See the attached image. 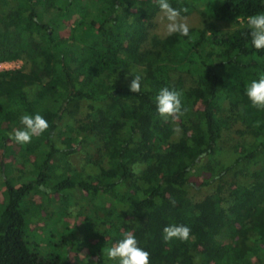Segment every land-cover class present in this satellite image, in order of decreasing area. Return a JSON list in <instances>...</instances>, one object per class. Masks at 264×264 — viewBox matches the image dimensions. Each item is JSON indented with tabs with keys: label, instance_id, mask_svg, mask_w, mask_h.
Here are the masks:
<instances>
[{
	"label": "trees",
	"instance_id": "trees-1",
	"mask_svg": "<svg viewBox=\"0 0 264 264\" xmlns=\"http://www.w3.org/2000/svg\"><path fill=\"white\" fill-rule=\"evenodd\" d=\"M169 3L200 10L203 26L151 36L157 0H0V62H24L0 70V264H65L26 239L40 210L30 196L77 190L102 201L94 240L111 248L132 233L150 264H264V110L246 95L264 75L247 28L264 0ZM165 87L188 108L175 122L157 113ZM25 114L49 128L19 145L9 134ZM81 151L80 171L68 157ZM196 184L215 190L194 200ZM169 225L189 227V240L166 243ZM87 259L117 264L95 249Z\"/></svg>",
	"mask_w": 264,
	"mask_h": 264
},
{
	"label": "rangeland",
	"instance_id": "rangeland-1",
	"mask_svg": "<svg viewBox=\"0 0 264 264\" xmlns=\"http://www.w3.org/2000/svg\"><path fill=\"white\" fill-rule=\"evenodd\" d=\"M187 18L190 27L203 26V15L200 10H194L188 14H181ZM215 23L228 31L236 28V25L221 20H215ZM166 36V21L163 19L161 11L157 13L150 27V35ZM23 60H15L6 64H0V70L19 68L23 65ZM107 111L113 115L119 110V103L111 101L106 105ZM228 114V102L225 103L223 116ZM177 137V136H175ZM228 137V136H227ZM230 140V138H226ZM86 154L81 151L71 157H68L71 165L82 170L85 164ZM229 158V155L225 156ZM63 165V161H59ZM62 169L56 174L59 177ZM215 187H199L197 184L190 187V196L194 200H201L206 195L214 192ZM3 190H0V202L3 197ZM30 199L37 203L39 212L32 217L27 227L26 239L32 248L39 252L43 257L60 258V263L71 262V264H88L87 256L89 250L97 251L100 256L107 258L106 252L109 244L94 240L92 230L95 228V214H103V204L98 198H93L82 191H74L69 199H64L60 194H51L40 192L32 194ZM1 205V203H0ZM69 213V215H68ZM29 218L31 216H28ZM80 244H85L82 249L77 251L75 248Z\"/></svg>",
	"mask_w": 264,
	"mask_h": 264
},
{
	"label": "clouds",
	"instance_id": "clouds-1",
	"mask_svg": "<svg viewBox=\"0 0 264 264\" xmlns=\"http://www.w3.org/2000/svg\"><path fill=\"white\" fill-rule=\"evenodd\" d=\"M158 7L166 21V32L168 35L179 34L180 36H189V25L187 18L182 16V12H187V8L176 9L169 3V0H157ZM247 28L251 37L252 46L256 50H264V13H256L247 17ZM141 77L134 75L129 90L132 93L141 91ZM246 95L253 107L258 110H264V75L258 80H253L246 87ZM158 115L164 120L171 119L177 121L181 116L188 112L181 100V93L176 90L162 88L155 96ZM20 124L23 126L14 133L9 134L10 139L19 145L31 143L32 138L45 133L48 128V122L40 115H23L20 118ZM174 131H179L175 128ZM191 229L185 225H169L163 228L164 241L170 242L177 239L186 242L190 238ZM106 256L108 260L116 261L117 264H150V253L139 247L138 241L132 233H125L111 248L107 249Z\"/></svg>",
	"mask_w": 264,
	"mask_h": 264
},
{
	"label": "built area",
	"instance_id": "built-area-1",
	"mask_svg": "<svg viewBox=\"0 0 264 264\" xmlns=\"http://www.w3.org/2000/svg\"><path fill=\"white\" fill-rule=\"evenodd\" d=\"M10 62H12V61H10ZM6 63H9V62H0V64H6Z\"/></svg>",
	"mask_w": 264,
	"mask_h": 264
}]
</instances>
